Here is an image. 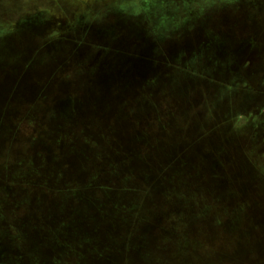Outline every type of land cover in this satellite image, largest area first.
I'll use <instances>...</instances> for the list:
<instances>
[{"label": "rangeland", "instance_id": "1", "mask_svg": "<svg viewBox=\"0 0 264 264\" xmlns=\"http://www.w3.org/2000/svg\"><path fill=\"white\" fill-rule=\"evenodd\" d=\"M0 264H264V0H0Z\"/></svg>", "mask_w": 264, "mask_h": 264}, {"label": "trees", "instance_id": "2", "mask_svg": "<svg viewBox=\"0 0 264 264\" xmlns=\"http://www.w3.org/2000/svg\"><path fill=\"white\" fill-rule=\"evenodd\" d=\"M82 62V61H81ZM81 62H79V63H81ZM177 67V66H176ZM82 72H83V70H81V69H77V74H79L81 77H84L86 80H87V85H86V88L87 89H91V85H92V83L94 82V76H92V75H85V74H82ZM85 80V81H86ZM84 100H88V101H90V102H87V104H89V103H92V104H94V98H81V97H79V96H77V97H75L74 98V101H71V103H74L75 105H77L78 103H81V102H83ZM74 114L75 115H77V112H75L74 111ZM73 114V115H74ZM84 114V113H83ZM86 114H89V113H86ZM85 115V114H84ZM90 115V114H89ZM65 116V115H64ZM64 116H59V118L60 119H66V118H64ZM67 117V116H66ZM62 148H65V147H62ZM88 148V147H87ZM90 148V147H89ZM121 163H123L122 161H121ZM121 165V164H120ZM60 171H62V168H61V166H60ZM128 172H129V169H128ZM88 173H90V170L88 171ZM94 173H96L95 171H94ZM121 178H124V179H122L121 180ZM119 179L121 180V181H123L124 183H122L121 184V187H126L130 182H129V180H127L126 179V174L124 175V176H122V175H120V177H119ZM3 181H5V180H3ZM87 182V181H86ZM92 183H94V182H87V184H92ZM112 183L113 182H111L110 181V184H109V187L107 188V189H105V190H103L102 191V194L107 198H109V200H110V202H111V204H112V206H114V207H117V206H123V205H125V203L123 202V198L120 196V194L117 192V191H115L116 193H118V195L117 196H114V198H113V196H111V194H109L110 192H108L107 190H109V191H111V192H113L114 191V188H113V185H112ZM40 184V183H39ZM81 184V183H80ZM126 184V185H125ZM41 185H44V182H42L41 183ZM123 185H125V186H123ZM155 185H156V183H155ZM159 185V184H158ZM111 186V187H110ZM13 188V187H12ZM50 189H49V191H53L54 193H57V195H55V196H52L51 198H52V200L54 201V202H57L58 204H60L61 203V199H59V195L61 194V193H64V192H67L68 193V189H66V191H64L65 190V187L64 186H62V185H58L57 186V188H53V187H49ZM42 189H44V188H42ZM149 189H150V191H151V196H153L154 194H156V192L154 191V187H152L151 185H149V188H147L146 189V191H143L142 192V194H143V198L139 201V204H138V206H137V208H135V211H134V214L131 216V223H142V224H144V223H146V224H148V223H151V221H141L140 219H139V212L141 211V209H142V207L144 206L145 207V201L147 200V199H149L150 197V195H149V193L150 192H148L149 191ZM122 190H123V188H122ZM104 191H107V192H104ZM104 192V193H103ZM89 193H92V194H94L92 191L90 192V191H87V192H85V193H75V194H70V197H72L73 199H71V202L73 201H75V200H79V198L81 197V198H84L85 199V201H86V206H87V208H89V205H90V201L91 200H88V199H86L85 197H83L82 196V194L84 195V194H88V196H89ZM69 194V193H68ZM149 195V196H148ZM107 198V199H108ZM97 199V198H96ZM80 201V200H79ZM92 202V201H91ZM70 206H71V204H70ZM143 207V208H144ZM52 208H54V207H52ZM73 213H75V212H73ZM72 213V214H73ZM137 228V227H136ZM132 229V228H131ZM138 229V228H137ZM133 231H135V230H133ZM132 233V231L130 232V234ZM132 236V235H131ZM128 248H129V244H126V246H125V249L126 250H128Z\"/></svg>", "mask_w": 264, "mask_h": 264}, {"label": "flooded vegetation", "instance_id": "3", "mask_svg": "<svg viewBox=\"0 0 264 264\" xmlns=\"http://www.w3.org/2000/svg\"><path fill=\"white\" fill-rule=\"evenodd\" d=\"M79 18H81L80 20H78L77 21V24L76 25H81L82 23H83V21H82V19H83V17H79ZM130 42L128 43V44H130V45H137L138 43H140V41L138 40V39H131V40H129ZM132 41V42H131ZM146 41V40H145ZM147 42V41H146ZM145 42V43H146ZM129 46V45H128ZM135 47V46H134ZM139 55H140V53H138ZM143 55V54H142ZM130 56V55H129ZM129 56H125V58L126 57H128L129 58ZM131 58V57H130ZM134 59L136 60V59H138V60H140L141 59V57L140 56H138V57H134Z\"/></svg>", "mask_w": 264, "mask_h": 264}]
</instances>
